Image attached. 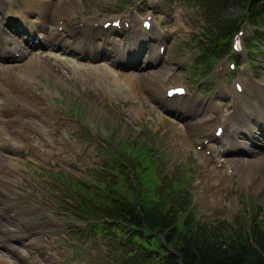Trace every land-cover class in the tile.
I'll return each instance as SVG.
<instances>
[{
  "label": "rangeland",
  "instance_id": "1",
  "mask_svg": "<svg viewBox=\"0 0 264 264\" xmlns=\"http://www.w3.org/2000/svg\"><path fill=\"white\" fill-rule=\"evenodd\" d=\"M1 1L5 5L0 4V11L2 9L6 11L7 19L11 17L27 23V21H31L29 17L31 15H36V19L33 20H39L42 8L49 5L51 0H17L16 5H10L8 0ZM14 1L16 2V0ZM52 1L56 2L52 7L57 9V12L60 11L62 21L65 20L64 24L68 27H72L73 24H83L84 19L86 22L93 19L89 15L95 16L96 21H91L96 25L99 23V28L103 29L105 35L98 34L91 38L92 47L104 39L120 38L124 42L122 45L118 40L112 41L118 44L119 49L113 51L114 58L109 59L110 65L115 66L116 61L122 59L124 54L121 46L125 49V57H127L125 64L136 63L139 58H135V53L140 44L152 46L155 54H157L156 51H159L158 44L159 46L165 44L168 50L167 61L160 62L158 66L161 70L160 73H151L152 70L156 71L157 69L148 68L144 72L137 69L125 70V72L112 69L109 73L110 79H128L131 83L117 81L112 85L106 79L107 85L103 94L88 91L91 87H88L86 83L78 85L69 82L68 80L71 79L67 76L70 74L66 71L61 72L59 74L61 78L58 77L57 80L49 75L56 72L52 66L48 70H42L41 74L33 76L31 78L33 89L41 92L46 89L51 91L50 93L47 90L48 96L41 100V104L49 109L46 113L47 117L55 115L57 121L67 120L69 124L65 126L59 123V132L43 127V130L49 133L50 139L44 137L40 139L47 147L50 160L35 159L30 161L33 157L22 154L25 152L15 154L22 160L20 165L24 172L21 177L23 182L20 186L13 182L10 188H6L3 184L0 185V189L6 192L15 189L17 197L10 199L14 203L12 204L2 196L6 203H0L3 206V209H0L1 214L6 211L11 212V209L7 207L13 206L15 218L25 221L26 233L29 230L27 224L32 221L43 223L46 229L34 231V227L37 226L30 228V231L41 236L38 239H33L34 242L37 240L34 245L36 246L40 241L41 245L42 241L48 243L50 241L53 246L61 249L62 255L68 261H71L68 264H92L93 262L102 264L106 261L104 242L102 240L96 242L86 234L85 230L90 223L81 219L89 216L79 211L81 209L77 207V204L81 205L87 198H96V196H98L96 199L98 202H103L106 188L112 191L113 198L114 190L111 186L118 180L122 182L121 190L124 195L133 200L138 196L147 202L158 198L157 186L162 188L160 190L163 192L169 182L172 183L171 179H175L176 196L188 197L191 214L197 220L207 223L226 222L222 226L223 236H228L230 229H248L253 216H258L261 225L264 226V182L261 184L260 180H249V177L246 176L247 171L240 166L243 163L240 160L234 164L235 173L230 168H219L217 165L209 164L204 155L200 154L201 144L195 143L196 141L201 142L203 131L208 129L207 124L196 123L202 118L189 122L184 120L185 111H182L184 103L187 111L191 114L210 110L212 106L208 105V102L215 104L221 98L224 99L226 96L229 98L231 94L238 91L237 84L240 83L243 85L244 97L237 99L238 108L242 106L243 111L250 114L254 109L249 120L254 116H264V97L262 96L264 94V49L263 52L261 50L257 52L259 53L257 62L251 60L248 63L246 60L244 36L251 34L252 29L245 25L244 32L240 36L241 49L238 50L234 46L231 49V57L235 54L240 56L239 61H234L236 67H231V59H227L226 53L222 61L217 63L212 78L205 81L201 80V77L196 78L192 73V58L199 53L200 46L207 40L206 28L210 25L208 19L220 14H215L217 10L210 8L212 0H119L118 4H114V0ZM24 3L31 6L37 5L38 10L33 9L30 5H27L26 9L23 8ZM7 6H11V9H8ZM13 6L14 10H12ZM145 7H150L147 12L151 16L153 15V22H155L154 30L150 36H144L138 30V28H144L142 20L148 13H141V11ZM180 8L182 10H175ZM183 10L187 12V15ZM220 10L218 9V12ZM225 13L226 17L240 18L246 15L245 10L236 6H230L225 10ZM48 14L51 15L49 20L51 22H48V25L58 30L56 20L61 16H53L51 9L43 15L47 16ZM115 15L128 19L136 18L137 31L130 29L125 33L123 28H115L112 25L103 28L101 24L103 20L110 22ZM184 17L185 23H189V25L184 29H179L176 24L177 20ZM160 24L165 30L160 27ZM6 26V24L3 25L5 29ZM71 31L76 33V28L73 27ZM103 47L109 51V46L104 44H100L98 49ZM43 55L45 58V54ZM147 55H150V51ZM23 57L26 56L14 55L7 58L15 60L4 61L3 64L8 66L7 69H2V72L13 74L23 69L24 63H29L30 60L29 57L20 60ZM63 57L65 60L71 58L70 55ZM82 58L87 60L85 63L87 65L89 64L88 60L92 57L82 55ZM96 62H99L95 64L97 79L100 72H106L111 68L103 56ZM53 65L59 66V63ZM163 66L166 68H161ZM170 69L172 71L169 73ZM138 72L144 73V75H138ZM119 73L125 75L122 76ZM165 77L166 79H164ZM96 79L93 81L94 84ZM176 85H184L187 88L185 97L172 99L177 102L176 108L181 111L182 119L174 117V114L166 111L162 102L165 89ZM226 93L228 94L225 95ZM166 98L165 95L164 99ZM234 102V99L228 100L224 107L219 104L218 109L213 106L212 111L219 110L221 114H228L234 110ZM211 115L213 112L203 114L206 118ZM223 119L220 118L219 121ZM237 123L242 124L239 121ZM242 125L245 132L250 130L244 124ZM235 127L233 124L232 128ZM214 128L215 125L212 127L213 133ZM262 136L261 132L259 139L262 140L261 144L257 143L258 140L255 138L253 143L264 145ZM53 140L54 142H52ZM145 147L151 149L152 157L146 154ZM51 149L55 150V154H61V156L51 155L54 154L49 152ZM107 154H112L113 158L120 162V166L117 167L114 164L116 161L108 164ZM252 156L254 154H250V157ZM260 161L263 160L260 159ZM121 162L125 165L122 166ZM153 163L156 164L153 165ZM256 165L257 162H250L247 165L248 171ZM213 166L217 170L210 169L206 173V169ZM122 170H126V173L132 172L130 173L131 181L124 178V175L119 176V171ZM212 172L217 173V176L212 177L214 173L209 175ZM26 173L29 180L26 182L29 185L23 180ZM260 174L264 175V172ZM93 175L97 176L95 177L97 180L93 178ZM78 197L80 199L77 202ZM172 201L173 199L170 198V202L167 203L172 204ZM33 203L39 205L32 208ZM22 208L32 209L36 215L28 217L22 212ZM96 217L99 218V216ZM32 245L23 249L25 250L23 251L24 256L35 260V255L40 254L37 262H42L47 254L38 249L32 250Z\"/></svg>",
  "mask_w": 264,
  "mask_h": 264
},
{
  "label": "trees",
  "instance_id": "2",
  "mask_svg": "<svg viewBox=\"0 0 264 264\" xmlns=\"http://www.w3.org/2000/svg\"><path fill=\"white\" fill-rule=\"evenodd\" d=\"M230 6L245 10L247 18L246 15L226 17L225 10ZM210 8L220 14L209 19L207 40L195 61L196 72L200 66L210 69L213 62L229 52L233 37L245 19L256 28L252 36L246 38L248 58L252 59L255 51L262 50L264 32L259 29L264 23V0H212ZM144 151L152 157L149 147ZM121 165L125 164L121 162ZM130 173L122 170L119 176L124 175L131 181ZM171 182L163 192L157 186L158 198L146 202L138 196L133 200L124 195L122 182L118 180L111 186L113 198L112 191L106 188L103 202L96 200L98 196L90 197L77 207L90 217L83 219L88 220L91 227L100 225L99 229L106 234L110 244H121L117 247L123 250L118 264H264V226L258 216H253L248 229H230L228 236H223L222 226L226 222L197 220L191 214L188 197L176 196V181L171 179ZM170 198L172 204L167 203Z\"/></svg>",
  "mask_w": 264,
  "mask_h": 264
},
{
  "label": "bare ground",
  "instance_id": "3",
  "mask_svg": "<svg viewBox=\"0 0 264 264\" xmlns=\"http://www.w3.org/2000/svg\"><path fill=\"white\" fill-rule=\"evenodd\" d=\"M8 3L10 5L13 4V0H8ZM56 2L49 1V5H45L42 8V13L39 20H31L30 22L27 21L26 25L29 27L28 32L30 34H35V30L40 31V35H42L41 39L38 42H41L42 46L48 49L61 51L64 53L75 52L76 56L82 57V55H78V48H84L83 42H88L87 40V34L93 33L99 29V26H95L93 29L88 28L87 31L82 32L80 27L76 28L75 35H81V37H76L74 40H78V43L75 45L71 40L65 39L64 36H62L61 31H58L55 27L48 25V22L51 19V15H43L46 11L51 9V13L53 16L60 15L56 20L57 28L60 25L62 21V15L59 12H57V9L55 10L52 6L55 5ZM27 3L23 4V8L26 9ZM8 14L3 9L0 11V66L1 61L7 58H10L14 55L19 56H27L30 58L29 63H24L23 69L20 71H17L13 74H6L2 72L0 68V185H5L6 188H10L13 184V182L20 186L22 184L21 177L23 176V167L20 165V162L22 161L20 156H16L15 154L25 152V156L32 157L31 152L35 153V155L45 157L43 160H50V154L48 157L45 153L44 144L41 141V137H44L46 139H50V135L46 130H43V127L45 128H52L53 130L60 131L59 129V123L63 125H68L69 121H57L55 115H52V117H47L46 113L48 112V108L41 104V100L44 97H47L49 92L43 93L39 90L33 89L32 86V80L31 78L33 76H36L37 74H41L42 70H48L49 67L52 66L54 70H56L55 73H51L52 77L56 78L58 80V77L61 78L59 75L61 72H64L65 66L63 62L59 61V66L53 65V63L50 60V54L44 55L37 52L30 51L29 47L36 46V42L34 41H28L27 39L22 38L20 32L18 30H15L14 32L16 34H13L10 30H7L3 27L4 24H8V22L11 21V17L8 19L6 18ZM22 20V19H21ZM147 20V19H146ZM145 21V20H144ZM127 22V21H125ZM132 22L128 21L127 24H124V29L126 31H129V28L132 27ZM125 27H128L127 29ZM65 28V27H64ZM43 33V34H42ZM38 34V35H39ZM18 35V36H17ZM108 48V47H107ZM148 51H150V55H147L145 61H149L152 63H156V61L164 60L165 59V52L161 53L160 51H156L157 54L153 53L152 46L148 45L147 48ZM57 55H55L56 57ZM58 58H61L60 56H57ZM52 58V57H51ZM61 66V67H60ZM68 68V67H66ZM161 68H166V66H163ZM161 70H154L151 73H160ZM124 76L125 74L119 73ZM69 79V82L72 81L73 77L70 75L67 76ZM66 77V78H67ZM37 86V85H36ZM32 88V89H31ZM166 96L167 90L165 91ZM237 95H239L237 93ZM264 97V94H262ZM234 113H231L230 115L224 117L222 121H219V125L224 124L226 126V133L227 135L231 134V130L229 128L230 123L235 121ZM253 120L261 124L260 129H264V116H254ZM202 121L199 120L196 123H201ZM247 123V121H245ZM235 124L234 129L240 130V132L243 134L245 133L244 127L242 124H238L237 122L233 123ZM219 127V126H218ZM217 127V128H218ZM216 128V129H217ZM249 128V127H248ZM250 129V128H249ZM208 131V129H207ZM203 131L202 135L207 137L209 140H221L222 145L218 146L215 151L219 154L226 149V136L224 132L222 133V137H218L215 134H212L211 132ZM216 131V130H215ZM248 134L251 135L255 140H259L261 137V132L259 130H247ZM252 132V133H251ZM67 136V135H66ZM68 137V136H67ZM263 139H264V133H263ZM54 142V140L52 141ZM197 143H201L199 141H196ZM239 147V145L237 146ZM240 147L246 148L245 145H240ZM58 148V147H57ZM248 152L251 154H257V151H260L258 149H255L253 152L252 150L247 149ZM51 152L54 154H51L55 157L61 156V154H55V150L51 149ZM262 152V151H261ZM66 154V153H65ZM64 154V155H65ZM28 158V157H27ZM211 158H214L213 156ZM40 159V157H39ZM64 159V158H63ZM67 159V157H66ZM263 160V161H260ZM237 160H243L241 167L246 170V176H248L249 180H257L261 184L264 182V175L260 174L261 172H264V152H262V155L260 157H257L256 159H244V158H230L227 159L228 162L231 164L235 163ZM54 161V160H53ZM257 162V165L251 168L249 171L247 169V165L250 162ZM262 169V170H260ZM214 171V170H213ZM261 171V172H260ZM259 173V174H257ZM3 176V177H1ZM257 183V182H256ZM258 184V183H257ZM263 186V185H262ZM16 190L12 189L10 192H6L3 189H0V203H3L6 201H10L11 198H17L15 196ZM6 198V201L3 200V197ZM2 201V202H1ZM11 202V201H10ZM14 204L13 202H11ZM38 203H33L32 208L37 207ZM8 209H11V212H2L0 211V248L7 249L4 256L0 255V264H18L16 261H13L11 259H8V254H10L14 250H18L21 253H23V249H27V246H30L31 244H36L34 240L27 239L26 237L28 234L26 233L24 229V220H21L19 218H15L16 214L15 208L13 206H8ZM18 221L19 223H15ZM49 238L51 236H48ZM12 241H15L18 245L24 246H18L15 245ZM41 242V241H40ZM39 242V244H40ZM43 243V241H42ZM49 243H51L49 241ZM41 245V244H40ZM27 251V250H26ZM30 254V252H28ZM24 255V253H23ZM26 255V254H25ZM40 254L35 255V261L37 264H46V260H48L49 256L45 255L42 262L38 263L37 258Z\"/></svg>",
  "mask_w": 264,
  "mask_h": 264
}]
</instances>
